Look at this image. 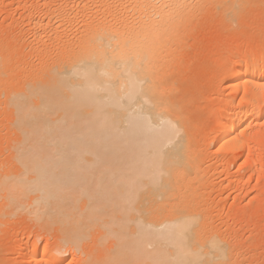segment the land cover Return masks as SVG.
I'll return each mask as SVG.
<instances>
[{
	"label": "bare ground",
	"instance_id": "1",
	"mask_svg": "<svg viewBox=\"0 0 264 264\" xmlns=\"http://www.w3.org/2000/svg\"><path fill=\"white\" fill-rule=\"evenodd\" d=\"M51 1L40 16L31 11L17 24L32 28L29 41L9 42L0 33V264L233 263L232 240L226 247L215 232L200 234L202 215L198 222L184 209L189 198L203 199L201 177L217 172L226 154L245 156L236 170L250 168L248 176L238 173L243 184L264 176L263 151L251 144L262 136L252 128L264 125V36L245 40L240 51L232 41L219 44L226 54L213 56L223 65L210 78L224 86L217 83L207 100L216 112L212 135L196 133L201 126L193 124L181 84L206 43L196 41L202 47L192 50L189 36L209 20L220 31L234 30L256 0ZM187 85L182 89L191 92ZM197 138L216 145V158L213 150L205 155V144L201 153ZM178 190L189 195L177 198L184 214L154 208ZM145 201L164 217L146 211Z\"/></svg>",
	"mask_w": 264,
	"mask_h": 264
},
{
	"label": "rangeland",
	"instance_id": "2",
	"mask_svg": "<svg viewBox=\"0 0 264 264\" xmlns=\"http://www.w3.org/2000/svg\"><path fill=\"white\" fill-rule=\"evenodd\" d=\"M13 1V3H11ZM17 2V0H0V10H2L1 12H0V31H2V32H6V33H2V32H0L1 33V35H3V37H4V39L3 40H8L9 41V39H10V41L11 40H14V41H12V42H14L15 43V41H19V39L21 40V42H23V41H29L30 39H32L33 38V33L31 32V29H30V27H29V29H28V27H26V26H28V25H25L23 28H21L20 29V27H18V25L17 24H21V23H23L22 22V20H23V17H24V15L25 16H27V15H29V14H31V15H33L34 16V14H35V16L34 17H38V15L40 16V14H42L43 12H44V10H45V8H47L48 6H47V4H45V1L46 2H48V0H27V3H26V0L25 1H21L22 3L20 4H18V2ZM44 1V2H43ZM55 1H57V0H54V2ZM259 1V2H258ZM25 2V3H24ZM30 2V3H29ZM40 2V3H39ZM49 2H52L51 0H49ZM31 4V5H27V4ZM34 3V4H33ZM16 4H17V6H16ZM49 4V3H48ZM254 4H256V5H254ZM253 5L254 6H252L251 7V9L249 8V10H247L248 12L247 13H245V15H243V18H244V20H243V22L241 21L240 23H238V25H237V27H235V29L234 30H231V29H228V31L227 30H222V31H220V30H218L217 28H216V26H214V22L212 21L211 22V24H209L210 23V20L206 23L207 25H205V26H203V25H201V26H199L197 29L198 30H201V31H203V30H205V32L204 33H201L200 31L198 32V30H194L193 32H196V33H198L197 35L198 36H195V34H193V32H192V34L194 35V36H189V37H191L192 38V41H191V43H189L190 44V49H192V46H193V49L194 48H199L201 45L203 46L204 44H205V47H202V48H200V51L201 52H197V53H195L196 51H191L190 53H195L196 54V56L194 55V54H189V56H191L192 55V59H193V55L196 57L193 61H194V63H193V61L191 62V64H189L190 65V67L189 66H187V64H186V67H189L188 68V70L189 71H191L190 73H187V75H186V77H185V75L183 74V73H181V74H183L184 75V79L182 80V81H184V82H182V81H180V77H178V76H181V75H178L177 77H176V80H177V78L179 79L178 81H180V82H182V84H181V86H182V88L183 87H185V89H186V85H187V83L189 82L190 83V85H192L191 87V92H190V89H188L189 90V92L190 93H188V95H190V98L189 97H185V96H187L186 94L187 93H185V91H188V90H183L182 88H181V90H182V94H181V98L183 99V101H185L184 99L185 98H187L188 99V101L189 102H192L191 103V105H190V108H187L188 110H190L191 112H193L194 113V115H193V113H191V115H193L192 117H191V119L193 120V118H195L193 121L195 122V123H193V124H196L197 125V127H199V126H201L200 128H197L196 129V133H199L198 135H199V137L200 138H202V135H204V132H205V134H206V136H207V133L209 132L210 134L213 132V131H210V130H212V129H210V126H211V124L213 123V120L215 119V116H216V112L215 111H212V110H210V109H208V102L209 101H207V100H209V98H211V96H213V94L214 93H212L211 91L213 90V92H214V89L213 88H217L218 87V84H219V88H221V86L223 85V83L221 82V83H219V82H217L216 81V79H214L215 81H216V83L211 79L212 78V76H213V73H215L216 72V70L218 71L219 69H220V67H217V64H221V65H223V62H221V60H220V62H218V60H217V62H216V60H215V58H219V54H221V55H224V54H226V51L222 48V46H220L219 47V44H221L222 42L224 43V42H226V40H228V41H232V43H233V45H235L236 44V50H237V48H239L238 50L240 51V47L242 46V48H241V50L242 49H244L245 47H246V45H245V40L247 41V43H248V41H250V40H252V41H254V40H258L259 38H261L262 36H264V0H256V2L254 3ZM6 5V6H5ZM8 5V6H7ZM11 5V6H10ZM36 5V6H35ZM40 5V6H39ZM43 5H46V6H43ZM37 7V8H35V7ZM15 7V8H14ZM40 7V8H39ZM256 7V8H255ZM2 8V9H1ZM5 8V9H4ZM31 8V9H30ZM253 8V9H252ZM14 9V10H13ZM24 9V10H23ZM37 9V10H36ZM7 10V11H6ZM23 10V11H22ZM22 11V12H21ZM32 11V12H31ZM36 11H37V14H36ZM43 11V12H42ZM29 12H31V13H29ZM29 13V14H28ZM247 14H249L248 16H246ZM42 16V15H41ZM22 19H21V18ZM208 19H206L204 22H206ZM21 21V22H20ZM17 22V23H16ZM5 23V24H4ZM8 25H7V24ZM13 23H14V25H17V26H15L17 29H15L14 30V28H13ZM16 23V24H15ZM244 23H246V24H244ZM3 24V25H2ZM9 24H11L10 26H12V28L9 26ZM204 24V23H203ZM209 24V25H208ZM241 24V25H240ZM213 25V26H212ZM206 26H208V27H206ZM4 27H6L7 28V30L6 31H4L5 30V28ZM8 27H10V29L8 28ZM205 29H204V28ZM213 28V30L211 31V29ZM239 27V28H238ZM4 28V29H3ZM210 28V29H209ZM3 29V30H2ZM245 29V30H244ZM10 30H13V31H10ZM34 30V29H33ZM32 30V31H33ZM210 30V31H209ZM216 30V31H215ZM231 30V31H230ZM239 30H240V32H239ZM249 30V31H248ZM9 31V32H8ZM220 31V32H219ZM238 31V32H237ZM8 32V33H7ZM13 32V33H12ZM27 32V33H26ZM18 33V34H17ZM201 33V34H200ZM238 33V34H237ZM9 34V35H8ZM19 34H21V36L19 35ZM28 34V35H27ZM191 34V35H192ZM204 34V35H203ZM228 34H229V36H228ZM236 34V35H235ZM247 34V35H246ZM14 35H17V36H15L14 37ZM27 35V36H26ZM202 35V36H201ZM240 35L242 36L243 35V37L241 38L240 37ZM244 35H245V38H244ZM10 36V37H9ZM32 36V37H31ZM200 36V37H199ZM232 36V38H230ZM238 36V37H237ZM248 36V37H247ZM1 37V36H0ZM2 37V38H3ZM11 37H13V39L11 38ZM29 39H28V38ZM196 37V38H195ZM200 39H199V38ZM202 37V38H201ZM239 37L241 38V39H239ZM15 38V39H14ZM18 38V39H17ZM227 38V39H226ZM187 39H189V38H187ZM201 39H204L203 41L201 40ZM231 39V40H230ZM238 41H237V40ZM225 40V41H224ZM233 40H235V41H233ZM241 40V41H240ZM9 41V42H10ZM196 41H198L199 43H203V42H206V43H204V44H202L201 43V45L199 46V47H195V46H197V44L198 43H196V45L194 46L193 44H194V42H196ZM209 43H208V42ZM240 41V42H239ZM242 41H244V42H242ZM11 42V43H12ZM189 41H187L186 42V44L188 43ZM20 43V42H19ZM239 43V44H238ZM207 44V45H206ZM192 45V46H191ZM187 47L189 46V45H186ZM210 46V47H209ZM216 47V48H215ZM206 48H207V50H206ZM217 48H218V50H217ZM189 49V50H190ZM192 49V50H193ZM205 49V50H204ZM202 50H204V51H202ZM215 50L217 51V52H215ZM237 50V51H238ZM187 51H188V49H187ZM198 51V50H197ZM212 51V52H211ZM203 52V53H202ZM189 53V52H188ZM206 53H209V54H206ZM214 54V55H212V54ZM217 53V54H216ZM219 53V54H218ZM187 54V53H186ZM217 55V56H216ZM237 55V54H236ZM187 56V55H186ZM206 56H207V62H206V64H203L204 62H203V57H205L206 58ZM209 56H210V63H208L209 62ZM213 56L215 57V58H213ZM188 57V56H187ZM232 57V56H231ZM190 59H191V57H189ZM206 61V60H205ZM198 62H199V65H197L198 64ZM203 62V63H202ZM215 62V63H214ZM201 63H202V65H201ZM195 64H196V67H195ZM201 65V66H200ZM204 65V68H201L202 66ZM207 65V66H206ZM218 65V66H219ZM220 65V66H221ZM192 66V67H191ZM185 67V69H187ZM198 67H200V68H198ZM206 67V68H205ZM217 67V69H215ZM191 68V69H190ZM209 68V69H208ZM185 69H183V72H185ZM198 69H200L199 71L202 73H200V75H203V76H205L204 74H206L207 75V78L208 79H206L205 77L203 78V76H200V75H198L199 73V71H198ZM201 69H202V71H201ZM206 69H208V71L206 72V71H203V70H206ZM188 70H187V72H188ZM196 70L198 71V72H196ZM213 72H211V71ZM193 71L195 72L194 74H193ZM206 72V73H205ZM211 72V73H210ZM186 73V72H185ZM198 73V74H197ZM191 74H193V75H191ZM210 76H209V75ZM212 75V76H211ZM198 76V78H196ZM201 78H200V77ZM211 77V78H210ZM186 78V79H185ZM188 78H189V80H188ZM191 79H192V81H191ZM209 79L211 80L210 82H208L209 81ZM186 80H188V82L186 81ZM203 80V81H202ZM178 81H176V83H178V84H176L177 86L179 85V82ZM201 81V82H200ZM205 81V82H204ZM214 82V83H213ZM185 83V84H184ZM218 83V84H217ZM183 84H184V86H183ZM194 84V85H193ZM212 85H214V86H212ZM221 85V86H220ZM180 86V85H179ZM217 86V87H216ZM224 86V85H223ZM187 87H188V85H187ZM194 87V88H193ZM195 87L199 90H197V89H195ZM200 88V89H199ZM202 88H205V90H203ZM226 89H224V92H226L225 91ZM183 91H184V93H183ZM201 91H202V93H201ZM200 92V93H199ZM207 94H206V93ZM212 94H211V93ZM206 94V95H205ZM202 95V96H201ZM238 93H237V95L233 98V101H235L234 103L235 104H237L238 103ZM180 96V95H179ZM199 96V98H195V97H198ZM184 97V98H183ZM201 97V98H200ZM207 98V99H206ZM187 99H186V101H187ZM190 99V100H189ZM195 99V100H194ZM185 101V102H186ZM187 101V102H188ZM204 102V103H203ZM201 103H202V105L203 106H201L200 107V105H201ZM186 104V103H185ZM204 104H207V105H204ZM188 106H189V104H187ZM192 106V107H191ZM193 107H195V108H193ZM199 108V109H198ZM188 110H186L185 111V114H187L189 111ZM209 110V111H208ZM188 111V112H187ZM208 111V112H207ZM188 114H190V112L188 113ZM187 114V115H188ZM190 115V116H191ZM197 118V119H196ZM261 120H264V117H261L260 118V120H259V122H261ZM202 122V123H201ZM203 122H205V125H203L202 126V124H203ZM198 124H200V125H198ZM260 125V124H259ZM259 125H256L255 127H253L252 128V130L254 131V132H260V133H262L261 135V137L260 138H257V140L255 141V139L253 140V141H251V144H253V145H255V148L256 147H258V148H260L262 151H263V156H264V125L263 124H261L260 126ZM195 126V125H194ZM193 126V127H194ZM196 127V126H195ZM257 128V129H256ZM195 129V128H194ZM194 129H193V131H192V129H190L191 130V132L193 133L194 132ZM207 129H209L208 131H207ZM256 130H258V131H256ZM197 131H199V132H197ZM195 132L193 133V136H194V138L196 137V136H198L197 134H196ZM202 134V135H201ZM212 135V134H211ZM204 137H205V135H204ZM200 138H197V139H195V142H199L201 139ZM198 139H200L199 141H196V140H198ZM203 139V138H202ZM201 142V141H200ZM199 142V144L201 145V146H199V144H196L197 145V147H199L198 149L201 151V150H203V152L204 151H206V150H204V149H201V147H202V145L204 146V144H205V146L206 147H203V148H205V149H207L208 151H206V153H205V155H207V156H209L208 154L210 153H212L213 151H214V156H215V149H216V145L213 143H210L211 144V147H210V145L207 143V142H205V143H203L204 141H202L201 143ZM255 142H259V143H255ZM206 143L209 145L208 147H207V145H206ZM261 144V145H260ZM215 145V146H214ZM253 145H252V147H253ZM257 145V146H256ZM212 151V152H210V151ZM202 151H201V153H203ZM254 153H255V151H253ZM252 152V154H254ZM203 153V154H204ZM237 153V152H236ZM233 154V155H231V154H226V155H224L223 156V158L225 159V161L223 162V167L221 166L219 169H218V171L216 172H214V173H212L211 171L209 172L211 175L209 176V178H208V175H203L202 177H201V180H203V178H204V181L202 182L201 180H200V184L201 185H203V189H201L202 187H200V189L201 190H199V188H198V190H199V192L201 193H199V195L200 196H202V198L203 199H201L200 201H202V202H200L199 200L198 201H195L196 199H198V198H200V196L199 197H197L198 196V192L197 193H195L196 194V197H195V194H193V193H191V192H189V191H187V190H184V189H182V190H184L185 191V193H186V191L189 193V194H193L192 195V197H193V199H195L194 201V203H193V200L192 199H190L189 198V200H190V206H189V203H188V206L184 209V208H182L183 207V204L181 203V202H179V201H181L180 199H177V198H179V197H188L189 195H187V194H183V191H181V190H178V192L179 191H181L180 193L182 194H180L179 193V195H181V196H177V194H176V199L174 198V199H170L172 202H173V205H171L172 203H171V201L170 200H168L167 201V203L169 204V205H166L167 203H166V201H164L165 203H164V205L162 204V202L160 201V200H158L159 202H161L160 204L161 205H163V208H162V206H159V202L158 203H156L158 206H159V208H158V206L156 207L155 205L156 204H154V208H157V211H159L160 213H166V211L169 209H171V210H176L177 211V209H178V213H179V210L182 208V209H184V210H186V211H188V210H190V212H191V210L192 211H194V213L196 212V211H198L199 213H197L196 212V214H194L193 212H191V213H193V217H194V219L195 220H197L196 219V217L197 216H199L200 215V217H201V215H202V221L203 222H200V223H198L197 225H196V228L197 227H199L198 228V230L201 228V231L199 230V232H201L200 234H202V235H211L212 233L214 234V232H215V234L216 235H214V237H216V238H220V236H221V238L223 239V241H222V243L224 242V244H226V247H228V245H229V241H231L232 240V243H230V245L231 246H233V249L231 250L232 251V253L234 254V252H236L235 254H234V258H231L234 262V264H264V189L262 188V187H264V176L262 177V178H260V179H256L255 177H252L250 180H248V183H247V181H246V183L244 182V184H243V182L242 181H240V180H238V177H240V176H238V173H240L239 175H241L242 173H244L246 176H248V173L250 172V168L248 167V165H246V166H242L241 168V172L239 171V172H236V170H237V166L242 162V161H244V159H245V156H243V155H241L240 153H238L239 154V156H238V154ZM202 154V155H203ZM212 155V154H211ZM235 155V156H234ZM255 155H256V153H255ZM255 155H252V156H255ZM207 156H205V157H203L204 158V160H206V158H207V162L208 163H211L212 162V164H214L213 163V161H215V159H212V158H216V156L214 157V156H210V157H212L211 159L213 160H211L210 158L208 159V157ZM252 156H250L251 158H252ZM257 156H255L254 157V159H255V161L257 160V158H256ZM223 159V160H224ZM253 158H252V160H254ZM211 160V161H210ZM230 162V163H228V161ZM242 160V161H241ZM251 160V161H252ZM205 161V165H207V162ZM232 161V162H231ZM226 162V163H225ZM238 162V163H237ZM254 163V162H253ZM257 163V162H256ZM255 163V164H256ZM257 165V164H256ZM249 170V171H248ZM245 171V172H244ZM219 172V173H218ZM226 172V173H225ZM208 172L206 173V174H209ZM235 173V174H234ZM214 174H215V176H214ZM208 179V180H207ZM226 179V180H225ZM256 179V180H255ZM225 180V181H224ZM252 180V181H251ZM205 181H207V182H205ZM208 181H209V183H208ZM255 181V182H254ZM211 182H213L215 185H216V188L214 189V190H212V188L210 187V185L212 184ZM221 182V183H220ZM242 182V184H243V186L242 185H239L240 183ZM257 182H259V183H257ZM217 183H219V184H217ZM207 184H209V187H210V189H209V187H207L208 185ZM213 184V185H214ZM220 184L223 186V184H224V187H225V184L226 185H231V186H233L232 188H231V186H226L225 188H224V190L222 189L223 187H219L220 186ZM235 184V185H234ZM255 184L259 187H257V186H255ZM219 185V186H218ZM237 185V186H236ZM263 185V186H262ZM217 186H218V189H217ZM234 186H235V189H234ZM262 186V187H261ZM204 187H207L206 189H204ZM219 188H221V190L219 189ZM257 188H258V190H257ZM190 190V189H189ZM196 190H197V188H196ZM207 192H206V191ZM209 190H211L212 192H210ZM191 191H192V189H191ZM205 191V192H204ZM177 192V191H176ZM194 192H195V190H194ZM209 193V194H208ZM237 193V194H236ZM238 193H239V195H238ZM203 195H204V197H203ZM236 195H237V197H236ZM252 196H255L254 197V199H251L252 198ZM184 197V198H185ZM191 197V196H190ZM191 197V198H192ZM256 198V199H255ZM261 198V199H260ZM263 198V199H262ZM182 199V198H181ZM187 199L188 198H186L184 201H185V203L187 204V202H189V200L187 201ZM175 200H179L177 203L175 202ZM183 200V199H182ZM206 200V201H205ZM184 201H182L183 203H184ZM146 202V201H145ZM171 204H170V203ZM200 202V203H199ZM151 204H152V202H150ZM181 203V204H180ZM148 204V205H147ZM175 204H176V206H175ZM177 205H181V206H177ZM191 205H194V206H191ZM150 207V204L148 203V201L146 202V205H145V207ZM152 206V205H151ZM165 206V207H164ZM169 206H172V207H169ZM142 207V206H141ZM144 206L142 207V210L143 209H147V208H145ZM153 207L151 208L150 207V209H147L146 211H150L151 212V210L152 209H154ZM175 208V209H174ZM159 209V210H158ZM182 209H181V212H180V214H184L183 212H182ZM145 210H143V212L145 211ZM161 210V211H160ZM157 211H155V213L157 214L158 212ZM154 211L152 210V214L154 215L155 213H153ZM169 213L171 212V211H168ZM145 213H147V212H145ZM160 213H158V214H160ZM169 213L167 214V215H169ZM171 213H174V211H172ZM178 213H176V214H178ZM189 213V212H188ZM201 213V214H200ZM148 214V213H147ZM155 214V215H156ZM197 214H199V215H197ZM192 215V214H191ZM160 216H161V214H160ZM162 216L164 217V215L162 214ZM161 216V217H162ZM165 216H166V214H165ZM201 219V218H200ZM199 220V219H198ZM197 220V221H198ZM199 221H201V220H199ZM198 221V222H199ZM20 224V223H19ZM202 228H203V230H202ZM11 229H14L15 231H11V234L13 233V234H15L14 232H16V229H18V228H10L9 230H11ZM23 230V229H22ZM22 230H21V228H20V226H19V229L17 230V235H19L21 232H22ZM208 231H209V233H208ZM10 232V231H9ZM204 232V233H203ZM206 233V234H205ZM211 233V234H210ZM218 233V234H217ZM221 235H220V234ZM10 234V233H9ZM10 234V235H11ZM22 234H23V232H22ZM21 235V234H20ZM19 235V236H20ZM212 236V235H211ZM220 238V239H221ZM219 239V240H220ZM228 241L227 243H228V245H227V243H226V241ZM234 243V244H233ZM234 246H235V248L236 249H234ZM231 248V247H230ZM229 249V248H228ZM238 249V250H237ZM230 250V249H229ZM241 250V251H240ZM239 251V252H238ZM231 253V254H232ZM238 253H239V255H238ZM241 253V254H240ZM238 255V256H237ZM235 258H237V259H239V260H237V259H235ZM240 258H243V259H240ZM230 259V260H231ZM229 260V261H230ZM230 264H233L231 261L229 262ZM228 263V264H229Z\"/></svg>",
	"mask_w": 264,
	"mask_h": 264
}]
</instances>
